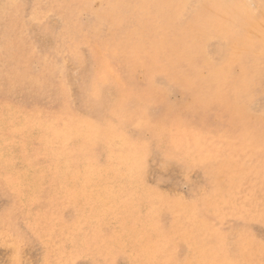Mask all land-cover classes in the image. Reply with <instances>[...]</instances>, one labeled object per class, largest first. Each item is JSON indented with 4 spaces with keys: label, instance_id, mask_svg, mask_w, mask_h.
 <instances>
[{
    "label": "rangeland",
    "instance_id": "rangeland-1",
    "mask_svg": "<svg viewBox=\"0 0 264 264\" xmlns=\"http://www.w3.org/2000/svg\"><path fill=\"white\" fill-rule=\"evenodd\" d=\"M0 264H264V0H0Z\"/></svg>",
    "mask_w": 264,
    "mask_h": 264
},
{
    "label": "bare ground",
    "instance_id": "bare-ground-1",
    "mask_svg": "<svg viewBox=\"0 0 264 264\" xmlns=\"http://www.w3.org/2000/svg\"><path fill=\"white\" fill-rule=\"evenodd\" d=\"M258 24V23H257ZM80 66V65H79ZM111 74V73H110ZM89 82H87V84H88ZM90 84V83H89ZM109 86V85H108ZM92 87V86H91ZM90 87V88H91ZM87 88V87H86ZM89 88V87H88ZM88 91V90H87ZM91 91V90H90ZM92 94V93H91ZM87 96H88V92H87ZM91 96V95H90ZM79 99V98H78ZM118 116V115H117ZM119 119H120V117H119ZM122 119V118H121ZM119 122V121H118ZM121 124H122V121H121ZM87 130V129H86ZM87 132V131H86ZM91 133V132H90ZM78 134V133H77ZM86 134H88V133H86ZM89 135V134H88ZM125 135V134H124ZM125 139V138H124ZM130 143V142H129ZM37 144V143H36ZM118 144V143H117ZM126 144V143H125ZM125 144H123V145H125ZM132 144V143H131ZM119 145V144H118ZM129 146V145H128ZM137 146H138V144H137ZM124 147V146H123ZM122 147V148H123ZM132 147V146H131ZM134 147V146H133ZM139 147V146H138ZM143 148V147H142ZM128 149V148H127ZM144 150V149H143ZM124 151V150H123ZM115 156V155H114ZM117 156V155H116ZM112 157H113V155H112ZM121 157V156H120ZM119 158V157H118ZM120 159V158H119ZM114 160V159H113ZM121 160H122V158H121ZM111 161V160H110ZM121 162V161H120ZM119 162V163H120ZM118 163V164H119ZM63 189V188H62ZM64 192V191H63ZM61 194V193H60ZM65 194V193H64ZM47 196V195H46ZM54 196V195H53ZM63 196V195H62ZM54 198V197H53ZM62 198V197H61Z\"/></svg>",
    "mask_w": 264,
    "mask_h": 264
}]
</instances>
